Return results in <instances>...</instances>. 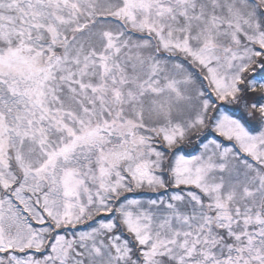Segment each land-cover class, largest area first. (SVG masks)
Returning <instances> with one entry per match:
<instances>
[{
	"label": "snow or ice",
	"instance_id": "obj_1",
	"mask_svg": "<svg viewBox=\"0 0 264 264\" xmlns=\"http://www.w3.org/2000/svg\"><path fill=\"white\" fill-rule=\"evenodd\" d=\"M0 264H264V0H0Z\"/></svg>",
	"mask_w": 264,
	"mask_h": 264
}]
</instances>
